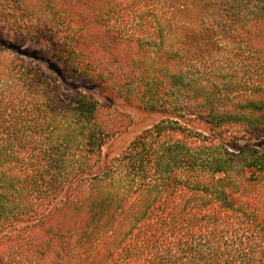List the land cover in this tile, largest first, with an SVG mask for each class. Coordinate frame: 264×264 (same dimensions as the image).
I'll list each match as a JSON object with an SVG mask.
<instances>
[{
	"label": "trees",
	"instance_id": "16d2710c",
	"mask_svg": "<svg viewBox=\"0 0 264 264\" xmlns=\"http://www.w3.org/2000/svg\"><path fill=\"white\" fill-rule=\"evenodd\" d=\"M0 33V264H264V0H0ZM43 37L160 117L103 152Z\"/></svg>",
	"mask_w": 264,
	"mask_h": 264
},
{
	"label": "rangeland",
	"instance_id": "374dc122",
	"mask_svg": "<svg viewBox=\"0 0 264 264\" xmlns=\"http://www.w3.org/2000/svg\"><path fill=\"white\" fill-rule=\"evenodd\" d=\"M0 40L5 42L10 40L8 42L10 44L16 42L14 39H8L7 36L1 35V33ZM23 50L34 53L40 57L33 58L25 56L26 59L33 60L40 64L47 74L55 77L65 93L73 94L78 90L112 108L106 111L112 117L118 119L117 121L121 124V130L114 134L107 144L104 145L103 152H109L112 155H116L134 136L141 133L160 117L156 112L139 109L136 101L128 100L119 94V88H116V85L117 87L120 86L119 84L122 82V78L120 73L113 72L114 69L111 65L109 69L112 71V75L109 76L107 82L100 83L93 81V79L87 77L85 74L68 70L55 56L56 46L53 41L48 38L28 39L24 44ZM115 110L123 115L126 114L127 117L124 118L123 116H119ZM11 233V230H7L5 235Z\"/></svg>",
	"mask_w": 264,
	"mask_h": 264
}]
</instances>
